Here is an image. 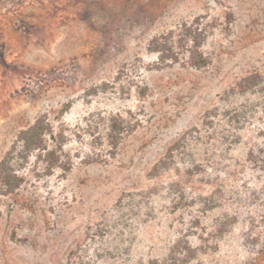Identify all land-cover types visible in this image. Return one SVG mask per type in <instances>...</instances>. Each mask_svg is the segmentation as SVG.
<instances>
[{"label":"rangeland","instance_id":"obj_1","mask_svg":"<svg viewBox=\"0 0 264 264\" xmlns=\"http://www.w3.org/2000/svg\"><path fill=\"white\" fill-rule=\"evenodd\" d=\"M197 17L209 63L161 61ZM41 116L61 164L0 172V264H152L179 237L183 264H264V0H0V171Z\"/></svg>","mask_w":264,"mask_h":264},{"label":"trees","instance_id":"obj_2","mask_svg":"<svg viewBox=\"0 0 264 264\" xmlns=\"http://www.w3.org/2000/svg\"><path fill=\"white\" fill-rule=\"evenodd\" d=\"M207 37V29L204 27L200 17L186 26L180 33L177 42L174 38L165 35L155 39L151 45L153 51L159 54L161 61L173 60L178 62L180 58L194 66H206L209 63L208 57L202 52V45ZM182 48H186L189 52L188 57L181 56ZM247 87L257 85L256 76L246 78ZM247 90V89H245ZM108 139L110 144L116 148L120 142L122 135L128 131V128L123 121L114 118L109 126ZM49 123L46 116H41L30 126L22 129L11 149L1 162V177L7 192H14L22 185L24 176H21L17 168L28 160L30 155L38 152L39 157L45 162L49 170H53L61 164V153L56 147H51L47 139ZM180 145L177 142L170 148L172 153L175 148ZM62 166V165H61ZM169 166V163L162 159L157 163L155 169L160 171ZM65 171L69 170L70 166H62ZM196 248L192 245L187 237H179L174 243L168 257L162 261H154L152 264H183L195 257Z\"/></svg>","mask_w":264,"mask_h":264}]
</instances>
